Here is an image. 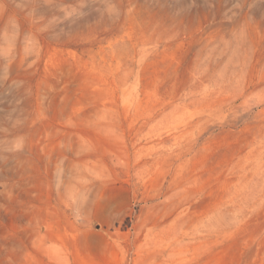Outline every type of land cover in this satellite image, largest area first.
I'll use <instances>...</instances> for the list:
<instances>
[{"label":"rangeland","instance_id":"rangeland-1","mask_svg":"<svg viewBox=\"0 0 264 264\" xmlns=\"http://www.w3.org/2000/svg\"><path fill=\"white\" fill-rule=\"evenodd\" d=\"M0 264H264V0H0Z\"/></svg>","mask_w":264,"mask_h":264}]
</instances>
